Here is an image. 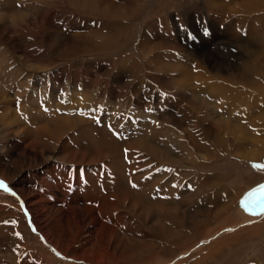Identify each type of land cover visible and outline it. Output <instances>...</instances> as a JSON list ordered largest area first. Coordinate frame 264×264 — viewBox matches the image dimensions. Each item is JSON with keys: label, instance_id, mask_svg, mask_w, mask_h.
I'll return each instance as SVG.
<instances>
[{"label": "rangeland", "instance_id": "374dc122", "mask_svg": "<svg viewBox=\"0 0 264 264\" xmlns=\"http://www.w3.org/2000/svg\"><path fill=\"white\" fill-rule=\"evenodd\" d=\"M80 1L81 0H68V2L62 0H38L37 4H40L33 5L34 7L29 8L28 12L25 13L27 15L23 16L25 18L21 17L19 20V22L24 20L23 25H25L26 28L24 26L19 27L17 26V23L12 22V28L15 32L14 35L17 36L16 39L18 42H14L15 44L13 43V46L10 44L11 47H9L8 54L13 53L14 55H17V52L14 51V45L23 44V48L20 49H26L25 51L28 54V58L32 62L36 63L37 66L42 67V70L38 74L41 76L39 80L43 83V87L46 86L48 88L47 90L44 89V92L41 90L43 87L38 88L39 91L37 90L36 96L39 97V99L37 98V101L43 97V93L53 89L54 91H57V93L65 92L69 93L71 96H80L78 98L79 102L77 103L79 107H84L83 102L85 101L84 104L87 102V105L98 109L102 107L101 109H104V111L108 114H114L117 115V117L123 118L120 120V127H116L113 123L108 124L112 127V132L110 131V134L113 137H108L107 133L103 131L101 126L95 127V130L99 131L100 137L104 138L106 133L105 140L108 141V138H110V140L114 143L113 150H119L120 147L122 148L119 150L120 159H118V164L119 167L127 173L124 181L120 182V187L111 186L113 189L109 190L110 187L108 188L106 187V184H104L106 187L104 199H107L109 195L111 196V194L115 193H119L118 197H122L123 193H127L126 195L129 194L128 196H125V200L127 202L125 201L123 204L122 209L124 211L120 215V217H122L120 222L123 223V225L120 224V227L114 232L115 236L113 235L110 242H114V238H118L117 241L120 242V246L127 244L128 248L132 249L131 247L136 241L139 244L146 239V236L152 235L150 229L148 228L154 223L152 222L153 220H159V218L163 228L171 226L180 227L181 225L182 228H185L184 231L181 229L182 233L178 234L179 236L175 235L172 237L163 232L164 234L160 236L159 240L155 238L154 241L157 244L154 248L151 247V249H145L144 252L133 249V259L128 261L120 259L121 262L118 260L117 264H196V262L199 264H264V213L257 214L250 223L243 222L239 224L246 215H254L259 212L262 207H264V130H257L253 121L250 119L249 121L248 119H243L242 121L237 120V122L240 121V125H237L238 128H235L233 134L231 131L232 129H230V124L226 122V114H224L222 111L223 109L218 106V104L221 103V100L217 98V102L214 103L216 108H218L216 109L215 105H211L206 100L207 97H212V94L210 92L207 94V91H198L200 89L199 86L201 85V78L199 79L198 77H200L199 74L202 73H196L197 71L195 68L199 58L198 51H201L200 49L202 47L209 50V52L213 50L211 53L215 54V58L218 60L227 59L228 55L232 54V57L229 56L227 61L232 63L234 62V65L237 66V68H240V72H238V77L235 76V72L233 73L230 71L229 74H231L227 77H225L226 74L220 72L221 75H225L224 77L227 78L225 79L226 88L231 93H228L221 88L217 93L225 95L220 96H222L221 98H229L230 103H234L239 106L234 109V117H236V115L241 111L242 112L240 114L247 115V112H245L248 106L247 96L249 95L247 93L250 90L255 89L259 91L261 102L262 99H264V77L261 74V72H263L261 71L263 69L261 60H264V0H88V2L85 3ZM68 3L69 5H67ZM247 3L254 5V8L248 7ZM41 4H44L42 5L43 8ZM216 5L217 7H215ZM67 7H69L70 10ZM233 8L237 10L239 9V11H236ZM230 14L232 16H230ZM28 16L30 18H28ZM38 16L45 17L46 21L44 23L34 21L33 25H31L30 21L36 19ZM50 16L51 19H49ZM53 18L57 20L55 21ZM78 19L80 21H78ZM15 21L18 22L17 18H15ZM47 21H52V27H50V30L48 29L49 26L46 24ZM240 21L243 22L240 23ZM250 23L253 24L250 25ZM76 26H78L76 28L77 30L74 29ZM237 26L240 27L237 28ZM78 28L79 30L82 29V31L78 32ZM145 31L146 33L148 32V35ZM81 32L82 34H79ZM83 32H85V34L89 37H86ZM174 42L175 44H173ZM26 43H28V45ZM149 46L153 49L149 50ZM12 47L13 50L11 49ZM164 47H166V49ZM229 47H231V49ZM215 49L217 53L214 52ZM223 50L224 53H221ZM0 52H2L1 46ZM218 52L220 53L218 54ZM154 53L156 55L158 53V55L156 56ZM252 53L258 54V65L256 68L250 67L251 65L248 62L250 61ZM3 56L5 57L4 54ZM154 56L155 58L158 57V60L155 59ZM186 61L190 63L189 67L188 64H183L187 63ZM244 62L250 66H247ZM158 64L159 66L157 67L156 65ZM243 66L246 67V69ZM159 67L162 70L165 69V71H162ZM183 67L190 70L188 73L189 77L194 78H192L193 81L191 80V86L194 89L191 87V90L190 88L187 90L180 85L181 80H177L178 77H180V79L183 77ZM248 67L249 69L247 70ZM173 69L174 71H172ZM176 69L178 71H175ZM166 70H169V72ZM205 71L208 73L210 72L209 74L217 78V76L213 74L214 72L208 70V68H205ZM193 74H198L199 76ZM246 74L248 76H246ZM257 74L258 76L255 77ZM194 76H196L199 80H196ZM175 79L179 82H175ZM168 80H171V85H169ZM236 80L238 81L236 82ZM172 81H174V83H172ZM68 82H79L80 84L75 85L73 87L74 89H71V87L68 86ZM131 82L132 84H130ZM142 82L145 83L146 86H144ZM174 84L175 86L179 85L175 87L173 86ZM242 84L244 86H242ZM139 86H144V89L142 87L139 88ZM27 87L29 88V86ZM136 87H138V89H136ZM178 87L180 89H178ZM33 88L37 87L32 86L29 89L32 90ZM196 88L199 89L197 90ZM181 89L183 90L179 91ZM14 90L15 87H11L10 92L12 91L11 93L13 94ZM180 92H183V95ZM83 94L85 96H82ZM184 95H187L189 100L192 99L193 102L192 100H190V102L187 96ZM180 96H184V98H181ZM242 96L245 97L242 98ZM12 97L14 98L15 95H12ZM184 99L186 101H184ZM245 99L247 100L246 102H244ZM27 105L29 107V104ZM10 106L15 112L17 108L13 105ZM202 106H205L206 108ZM249 106L253 107L254 104H250ZM39 107L42 108L44 106L41 105ZM202 108H204V110ZM253 108L254 110L256 109L255 106ZM184 109H186V111H184ZM187 111L189 114L186 113ZM259 113H261V110ZM198 114L202 115V118L197 116ZM94 115H98V112ZM218 116L219 118H223V116H225V119L223 118L221 121ZM160 118L166 119L167 123L163 120L161 121ZM143 120H145L146 123L162 125V127L168 131L171 130L169 135L176 136L177 139L179 137L180 142L184 143L189 139L191 142L195 143L196 151L202 155L201 164L203 166L201 165L198 173L190 163H186L187 165L185 167L183 166L179 169L175 166H167V169L170 171H166L163 167H160V164H158L159 159L157 154L144 150H135L134 153L137 155L135 157L136 164L142 166L145 165L144 168H142L143 172L142 170H139V172L135 171L136 174H140L141 177L140 175H138L140 178L136 176L134 174V167L129 169L128 159L122 152L125 150V147L127 148V146L131 144L129 138H131L134 143L135 138L139 139L141 137H139L138 134H142V132L137 134L128 133L129 131L134 130L131 127V122L138 124L143 122ZM206 121L208 124H206ZM219 123L222 127H219ZM143 127L144 126H141V128ZM247 127H250V129ZM192 128H195L194 135L191 131ZM100 130H102L103 133ZM215 130L218 134L217 137L212 140L213 135H211V131L212 133H215ZM246 130L249 131L251 135L249 132H246ZM147 131V129L143 130V132ZM149 131L151 132V130ZM182 131H185V133ZM150 132H148V136ZM189 132L192 134L191 136L187 135ZM221 134L222 139L219 137ZM244 136L247 137V139ZM90 137L91 135H89V138ZM113 138H116L118 142L114 141L116 139ZM233 138L235 140H233ZM222 140H224V142ZM207 151L209 153H207ZM147 154L151 156L148 157ZM121 155L124 156L122 157ZM140 156H142L143 159L140 158ZM107 159H109V157ZM139 159L142 161H138ZM155 163H157L158 166L155 165ZM149 164L154 166H148ZM17 165L19 166V164H16V166ZM129 173H133L132 176H134H131L132 179L130 178ZM154 174L156 177H154ZM196 174H198V176ZM171 175L174 177L173 185H185L187 186V191L185 193L174 194L178 199L177 203L176 201L172 202L175 205L172 203L163 204L166 209L170 210L169 212L164 210V207L160 210L158 208L159 206L153 202V199H162V194L167 191L160 183V180L171 179ZM196 176L197 181H195ZM82 181L83 183L85 182V175H82ZM20 183L23 182L20 181ZM5 184L12 189H16L9 179L5 182ZM145 184L147 186H145ZM141 186L144 189H142ZM117 188H119V191L123 192H119ZM148 190L156 195L152 196ZM254 191L256 193L259 191L261 196L259 197V195L256 194V196H252ZM251 192L252 194L250 196ZM159 193L161 194L160 196H158ZM145 196L146 198H143ZM255 197L257 203L251 201ZM128 198H131L132 200H129ZM228 200H232V203L228 202ZM247 201H250V203H247ZM130 202H132V204ZM226 202L227 204L229 203L227 205L229 207L225 206ZM133 203H136L137 206L131 208ZM16 204L18 205L20 211L18 209L16 210V207L13 208ZM143 209L144 211L148 209L149 212H146V214L143 212ZM197 211H199L198 217L199 221H201L200 225H198L200 227L196 229V231L201 235L197 238L200 250H189L188 247L177 249L175 244L180 241V239L177 240L180 235H184V242L186 240L188 244H190L192 239L195 240V236L198 233L195 232V230L187 228L185 224L188 226L192 221V217H197ZM218 211L219 214L217 213ZM263 211L264 209L261 212ZM139 212L140 215H138ZM167 213H169L168 217L166 215ZM182 213L183 224L179 219L172 220L170 218L174 214L181 216ZM144 214H146L145 217ZM210 214L215 217H213L214 220L212 222H209L210 220L207 219ZM136 218L139 220H134ZM143 220L146 221L144 222ZM106 221L109 223L108 220H105V222ZM236 224L238 225L236 226ZM128 225H130L131 228L128 227ZM232 225L234 226L232 227ZM228 226L229 228H232L229 229ZM227 228L229 230H225ZM48 233L49 235L52 233L50 228H48ZM37 235L38 234L34 232L30 222L28 221L27 214L22 209L18 197L14 193L7 192L0 188V264H65L64 260L59 258L52 250L51 251L54 255H51L50 253L49 255L47 253L49 252V247L41 240L40 236ZM184 242L180 241L179 243L183 245ZM39 244L46 246L48 249H44V251H42V249L38 250L36 245L39 246ZM210 252L212 253L208 255ZM105 260H101V262H98L97 264H114L109 256ZM69 262L73 263V261Z\"/></svg>", "mask_w": 264, "mask_h": 264}, {"label": "bare ground", "instance_id": "6f19581e", "mask_svg": "<svg viewBox=\"0 0 264 264\" xmlns=\"http://www.w3.org/2000/svg\"><path fill=\"white\" fill-rule=\"evenodd\" d=\"M40 1H42V0H40ZM44 1H46V0H44ZM62 1L68 2V0H62ZM81 1L83 3L88 2V0H81ZM238 2H241V1H238ZM238 2H237V4H238ZM37 3H38V0H0V46L2 47V52H0V180H3L4 182H6L9 179L10 182L16 187V189H12L11 187L7 186L8 187L7 192L14 193L18 197V199L20 201V205H21L22 209L24 210V212L27 214L28 221L30 222L34 232L37 233L40 236L41 240L49 247V249H48L46 246H44V245L42 246L41 244H39V246L36 245V248H38V250L42 249V251H44V249L45 250L48 249L49 252H47V251L46 252L48 254L50 253L51 255H54L52 253V251L55 252V254L59 258L64 260L65 264H97L98 262H101V260H105L108 256L112 259L114 264H117L118 260H119V262H121L120 259L128 261L130 259H133V257H134L133 249H137L140 252H144L145 249L148 250L149 248L151 249V247L154 248L157 244L154 241L155 238L159 240L160 236H162L164 234L163 232H165L166 234L173 237L175 235L182 233L181 229L184 231L185 228L184 227L182 228V225L178 224V223H176V224L181 225L180 227H172L171 226V227L163 228V226L161 224V220L159 218V220H157V219H155V221L153 220L152 222H154V223L152 225L150 224L151 226L149 225L150 227L148 229H150L152 235L146 236V239H144L139 244L136 241L135 244H133V246L131 247L132 249L128 248L127 244L124 245L125 247L123 245L120 246V242L117 241L118 238H116V239L114 238L115 241L110 242L111 239L113 238V235L115 236L114 232L117 231V228L120 227V224L123 225V223L120 222L121 221L120 219L122 218V217H120V215L124 211L122 208H123V204L126 201L125 196H128L129 194L126 195L127 194L126 191H125L126 194L123 193L122 197H118L119 193L111 194V196L108 194L109 197L107 199L106 198L104 199V196H105L104 192L106 190L105 188L106 187L111 188V186H113V187L119 186L120 187V182L124 181L126 174H127L124 170H122L119 167V164H118V159H120V153H119L120 151L119 150L121 147L119 148V150H113L114 143L110 140V138H108V141H106L105 138H106V133H107L108 137H113L110 134L108 124L113 123L116 127H120L121 126L120 120L122 117H117V115H114V114H108L106 111H104V109H101L102 107H100V109H98L96 107H92L90 105H87L88 104L87 102H86L87 104L86 103L84 104V102H85L84 100H83L84 101L83 102L84 107H79L77 103L79 102L78 98L80 96H78V97L77 96H71V95H69V93H65V92L57 93V91H54L53 89H51L50 91H47L48 93L47 92L43 93L44 95L40 100H38V101L36 100L37 98L39 99V97L36 96L38 88L43 87V83H41L39 80L41 78V76L38 75L39 72L42 70V67L37 66L36 63L32 62L28 58V54L25 51L26 49L25 50L20 49V48H23V44L14 45L15 46L14 51L17 52V55H14L13 53L8 54V52H9V47H11L10 44H12V46H13L14 42H18L16 39L17 36L14 35L15 32L12 28V22L17 23V26H19V27H22V26L25 27V25H23L24 20L22 22H19V20L21 19V17L26 16L27 14H25V13L28 12L29 8L34 7L33 5H36ZM39 4H37V5H39ZM42 5H44V4H41V6ZM67 5H69V3ZM72 5H73V2H72ZM233 6H234V4H233ZM247 6L254 8V5H251L248 3H247ZM247 6H246V8H247ZM215 7H217V5ZM42 8H43V6H42ZM67 8L70 10L69 7H67ZM71 9H73V8H71ZM233 9H235V8H233ZM235 10L239 11V9L238 10L235 9ZM40 12H41V10H40ZM242 13H244V12H242ZM29 16H31V15H29ZM29 16H28V18H30ZM51 16L49 19H51ZM230 16H232V15L230 14ZM15 18H17L18 22L15 21ZM23 18H25V17H23ZM231 18H233V17H231ZM53 19H55V18H53ZM56 20L57 19H55V21ZM203 20H205V19H203ZM25 21H26V19H25ZM34 21L44 23L46 20H45V17H39L38 16L36 19L30 21L31 25H33ZM78 21H80V20L78 19ZM66 22H67V20H66ZM241 22H243V21H240V23ZM46 24L49 26L48 29L50 30L51 29L50 27H52V21H47ZM72 24H74V23H72ZM252 24L250 23V25H252ZM27 27H29V26H27ZM77 27L78 26L74 27V29H76ZM238 27H240V26H237V28ZM80 28H82V27H80ZM83 28H84V26H83ZM15 30H16V28H15ZM78 30H79V28H78ZM252 30H253V28H252ZM80 31H82V29L79 30L78 32H80ZM146 31H145V33H146ZM240 31H242V30H240ZM237 32H238V30H237ZM83 33L85 34V32H83ZM240 33H242V32H240ZM26 34H28V33H26ZM76 34H78V33H76ZM79 34H82V32ZM87 36L88 35H86V37ZM159 37H162V36H159ZM147 38H148V36H147ZM141 39H143V38H141ZM258 40H260V39H258ZM28 42H30V41H28ZM147 42H148V40H147ZM164 42H166V41H164ZM169 43H170V41H169ZM26 44L28 45V43H26ZM173 44H175V42ZM263 44H264V42H263ZM150 45H152V44H150ZM169 46H171V45H169ZM147 48H148V46H147ZM147 48H146V50H147ZM149 48H150V46H149ZM164 48L166 49V47H164ZM219 48H220V46H219ZM229 48L231 49V47H229ZM250 48H252V47H250ZM11 49L13 50V47ZM152 49L150 48L149 50H152ZM12 50H11V52H12ZM157 50H159V49H157ZM200 50L201 51H198V53H199L198 57L199 58H198V63H196L195 68L197 71L196 73H198V72L202 73V74L198 73L200 75V77H198V78L199 79L201 78V80H200V83H201L200 86L201 87L199 86L200 89L199 88H196V89L197 90L199 89L198 91L202 90V92L207 91V94H208V92H210L212 94L213 98L212 97L208 98L206 96L207 97L206 100L211 105L213 104V106L215 105L214 103L217 102V98H219L221 100L220 101L221 103H219V104L217 103V104H218V106H220L223 109V110L221 109L223 111V113L226 114L225 115L226 116V122L228 124H230V126H231L230 129H232L231 131L233 132V134H234L235 128H238L237 125H240L239 124L240 121L237 122V120L242 121L243 119L244 120L248 119V121L250 119L251 121H253L255 128L257 130H259V131L264 130V99L261 98L262 101L260 102L259 91L255 90V89L254 90L249 89L250 91L248 90L249 92L247 94L249 96L246 95L248 98V106L245 110V112H247V115L240 114L242 111L241 112L238 111L240 113H238L236 115V117H234V115H233L234 109L236 107H239V106L237 104L230 103L229 98H227V99L221 98L222 96H220V95H223V94L217 93L220 90V88L224 91H227L228 93H231L226 88L225 79H227V78H225V77H227L231 74V73L229 74L230 71L233 73L235 72V76H237V77H238V72H240V68H237V66L234 65V62L232 63V62L227 61L229 56H231L232 54L228 55L227 59L222 58L224 60H218L217 58H215L216 57L215 54L211 53L213 50L211 52H209V50H206V48H203V47ZM202 50H204V51H202ZM214 52L217 53L216 49ZM219 53L220 52H218V54ZM221 53H224V50ZM3 54L5 55V57L3 56ZM143 54H144V52H143ZM157 55H158V53H157ZM257 55L258 54L252 53V55L250 57V61H248L251 66L247 65L246 62H244V63H246L247 66L256 68V66L258 65V56ZM263 55H264V50H263ZM154 58H155V56H154ZM233 58H234V55H233ZM155 59L158 60V57H156ZM178 63H179V61H178ZM183 64H188V67L190 66V63H188V62L183 63ZM261 64H262V68H263L261 70V71H263V72H261V74L264 77V60H261ZM176 65H178V64H176ZM156 66L158 67L159 64ZM205 68L206 69L208 68V70L214 72L213 74L215 76H217V78L213 77V75L209 74L210 72L209 73L206 72L207 70L205 71ZM244 68L246 69V67H244ZM166 69H168V68H166ZM248 69H249V67L247 68V70ZM251 70H255V69H251ZM162 71H165V69H163ZM172 71H174V69ZM175 71H178V70L176 69ZM188 71H190V70L183 67V69H182L183 77L181 79H180V77H178L179 79L177 78V80H179V81L181 80L180 85L182 87L186 88L187 90L190 88V90H191V87H192L191 86V80L193 77L192 78L189 77ZM167 72H169V70ZM220 72H222L223 74H226V76L224 75L225 76L224 77L223 75L220 74ZM242 72H243V70H242ZM247 72H249V71H247ZM176 73H178V72H176ZM176 73H174V74H176ZM179 73L182 74L181 72H179ZM198 74H193V75L199 76ZM241 75H242V73H241ZM244 75H245V73H244ZM196 76H194V77L197 80L198 78ZM246 76H248V75L246 74ZM256 76H258V74L255 75V77ZM170 77H173V76H170ZM63 78H65V77H63ZM222 78H224V79H222ZM241 78H243V77H241ZM79 79H81V78H79ZM172 79H174V78H172ZM260 79H261V77H260ZM25 80H26V82H25ZM177 80L175 79V82L178 83L179 81H177ZM63 81H64V79H63ZM164 81H165V79H164ZM168 81H169L168 82L169 85H171L170 84L171 80H168ZM231 81H232V79H231ZM237 81L238 80H236V82ZM79 82H71V83L68 82V84H69L68 86L71 87V89H74L73 87L75 85L80 84ZM254 82H256V81H254ZM168 83H167V85H168ZM172 83H174V81H172ZM244 83H246V82H244ZM44 84H45V81H44ZM130 84H132V82ZM143 84H144V86H146L145 83H143ZM27 86H29V88H31L32 86H36L37 88H33L31 90ZM127 86H128V84H127ZM173 86H175V84ZM177 86H175V87H177ZM193 86H194V84H193ZM242 86H244V85L242 84ZM11 87L12 88L15 87L13 94L11 93L12 91L10 92ZM141 87L139 86V88H141ZM47 88L48 87L44 86L43 89H41V90H43L42 92H44V89L47 90ZM261 88H262V86H261ZM136 89H138V87H136ZM178 89H180V88L178 87ZM178 89H177V92H178ZM183 89H181L179 91H182ZM198 91H196V92H198ZM261 91H260V93H261ZM242 92H243V90H242ZM241 94H244V93H241ZM12 95H15V97L13 98ZM178 95H179V93H178ZM190 95H191V93H190ZM202 95H204V94L202 93ZM227 95H229V94H227ZM82 96H85V95L83 94ZM184 96H187V95H184ZM184 96H182V97L184 98ZM223 96H225V95H223ZM76 97H77V99H76ZM204 97H205V95H204ZM244 97L242 96V98H244ZM187 98H188V96H187ZM198 98H200V97H198ZM201 98H203V97H201ZM185 99H184V101L187 100V99L186 100ZM188 100H189V98H188ZM190 100H192V99H190ZM246 101L247 100L245 99L244 102H246ZM192 102H193V100H192ZM233 102H235V101H233ZM27 104H29V107ZM210 104H209V106H210ZM250 104L251 105L254 104L256 109L254 110V108H253L254 106L250 107L249 106ZM10 105H13L14 107L17 108L15 110V112L13 111V109L11 108ZM41 105L44 107L40 108L39 106H41ZM205 106H202V107H205ZM198 107H196V108H198ZM43 108H45V109H43ZM215 108H216V105H215ZM202 109L204 110V108H202ZM216 109H218V108H216ZM260 110H261V113H259ZM184 111H186V109H184ZM195 111H196V109H195ZM214 111H216V110H214ZM97 112H98V115H94V114H97ZM186 113H188V111ZM211 113H212V111H211ZM193 114H194V112H193ZM215 115H216V113H215ZM197 116L201 117L202 115L198 114ZM225 116H223V118ZM218 118H219V116H218ZM223 118L220 117L219 119L222 121ZM160 119H161V121L163 120L164 122L167 123L166 119H164V118H160ZM213 122H215V121H213ZM196 124H197V122H196ZM206 124H208V122ZM158 125H155L154 123H146L145 120H143V122L138 123V124L131 122V127L134 130L129 131L128 133L137 134V133L142 132V134H140V135L138 134V136L139 137L141 136V137L139 139L135 138L134 143L132 142L131 138H129L130 139L129 141H131V144H129V146H127V148L125 147V150H123V152H122L124 155H126V157L128 159L129 169L134 167V174L136 176L140 175V174H136L135 171L139 172V170H142V168H144L145 165L142 166V165L136 164L135 157L137 155L134 153V151L135 150H141V151L144 150V151H149L151 153L153 152V153L157 154L159 162L157 160L156 161L158 162V164H160V167H163V169L166 171L169 170V169H167V166H175V167H177V169H179L183 166L185 167L188 163H190L194 167L196 172L198 173V171L200 170L201 165H202L201 164L202 155L196 151V144L191 142L189 139L186 140L184 143L180 142L178 136H177L178 137V139H177L176 136L169 135L171 130L168 131L167 129L163 128L162 125H159V126ZM98 126L99 127L101 126L103 131L106 132L104 135L105 136L104 138L100 137L98 130H95V127H98ZM141 126H144V127L141 128ZM187 126H188V124H187ZM220 126L221 125L219 123V127ZM251 126H252V124H251ZM239 127H241V126H239ZM243 127H246V126H243ZM247 128L250 129V127H247ZM97 129H99V128H97ZM125 129H127V128H125ZM146 129L148 131L143 132V130H146ZM129 130H130V128H129ZM149 130H151V132ZM182 130H184V129H182ZM100 131H102V130H100ZM103 131H102V133H103ZM191 131L194 135L195 128H192ZM212 131H214V130H212ZM212 131H211V135H213V138H212V140H213L215 137H217L218 132H216V130H215V133H212ZM240 131H241V129H240ZM148 132H150L149 136H148ZM182 132L185 133V131H182ZM246 132H249V131L246 130ZM180 134H182V133H180ZM241 134H242V132H241ZM241 134H239V135L242 136L243 134L242 135ZM37 135H39V136H37ZM89 135H91V137H90L91 140L89 138ZM187 135L191 136L192 134L189 132V133H187ZM225 135H226V133H225ZM250 135H251V133H250ZM221 136H222V134L219 137L221 138ZM244 137H243V139H244ZM234 138H233V140H235ZM239 138H241V137H239ZM245 138L247 139V137H245ZM113 139H116V138H113ZM237 139H238V137H237ZM28 140H29V142H28ZM88 140H90V141H88ZM114 141L118 142L117 139ZM222 141L224 142V140H222ZM248 141H249V139H248ZM235 144H236V142H235ZM108 145H110V146H108ZM149 152H148V154H149ZM207 153H209V152L207 151ZM149 156H151V155H148V157ZM108 157H109V159H107ZM140 158H142V156H140ZM144 160H145V158H144ZM138 161H142V160L139 159ZM152 161H154V160H152ZM16 164H19V166L18 165L16 166ZM143 164H144V162H143ZM152 164H149L148 166H151ZM158 164L155 163V165H157V166H158ZM152 166H154V165H152ZM103 170H104V173H103ZM142 172H143V170H142ZM132 174L129 173L130 178H131ZM176 174H177V172H176ZM82 175H85V182L84 183L82 181ZM196 175L198 176V174H196ZM197 176L195 177L196 178L195 181H197ZM140 177H141V175H140ZM154 177H156V175ZM4 179H6V180H4ZM157 180H159V179H157ZM20 181L23 183H20ZM173 181H174V177H172V175H171V179L160 180V183L162 184V186L167 191L166 193L162 194L163 200L162 199L161 200H159V199L154 200L153 199V202H155L159 206V207L158 206L157 207L160 210L162 209V207H164V210H167L170 212V210L166 209L163 204H169V203H172L175 201L177 203L178 199H177V197H175L174 194L185 193L187 191V186H185V185L181 186L180 184L173 185ZM134 183H136V182H134ZM104 184H106V187ZM152 184H155V183H152ZM145 186H147V185L145 184ZM113 187L111 189L109 188V190H112ZM130 187H131V185H130ZM141 188H142V186H141ZM117 189L119 191V188H117ZM142 189H144V188H142ZM148 191L150 192V190H148ZM115 192H117V191H115ZM119 192H121V191H119ZM146 193H147V191H146ZM150 194L152 196L156 195V194H153V192L152 193L150 192ZM160 195L161 194L159 193L158 196H160ZM237 196H238V194H237ZM143 198H146V196ZM257 198H258V196H257ZM231 201L228 200V202H231ZM260 202H262V201H260ZM130 203L132 204V202H130ZM225 204H226L225 206H227L229 203L227 204V202H226ZM173 205H175V204H173ZM135 206H137V204L133 203V206H131V208H134ZM14 207H16V210L17 209L19 210V207L17 204H16V206L14 205L13 208ZM227 207H229V206H227ZM221 209H222V207H221ZM263 209H264V207H262V209L259 212L255 211V212H257L256 214H254L252 212L254 215H246L244 217V219L242 221H240L239 224H241L243 222L244 223L252 222V220L256 217L257 214H259V213L263 214L264 213V211L261 212ZM147 210L144 211V209H143V212L144 213L149 212V210L148 211ZM174 211H175V209H174ZM226 211H228V210H226ZM150 212H152V211H150ZM198 212L199 211H197V213ZM217 213L219 214V211ZM146 214H144V217ZM168 214L169 213L166 214L167 217H168ZM220 214H221V212H220ZM138 215H140V212ZM196 215H197V217H195V218L192 217V221L190 219L191 223H189L188 226L185 224V226L187 228L195 230V232H197L196 229H198V227H200L198 225H200V222H201V221H199V217H198L199 213ZM135 217H137V216H135ZM213 217H214V215L212 216L211 214H210V216L207 217V219L210 220L209 222H212L214 220L215 217L214 218ZM170 218L172 220L179 219L180 222L183 224V213L181 214V216L174 214ZM218 218H219V216H218ZM126 219H129V218H126ZM137 219L138 218H136L134 220L137 221ZM140 219H141V217H140ZM105 220H108L109 223L107 221L105 222ZM122 222H123V219H122ZM124 224H126V223H124ZM138 224H140V223H138ZM234 225H232V227ZM237 225L238 224H236V226ZM128 227H130V225H128ZM48 228H50L52 230L51 235H49V233H48ZM228 228H229V226H228ZM228 228L225 230L231 229V228H229V229ZM199 236H201L200 233L196 234L195 240L192 239L190 244H188L186 242V240H185L186 243L184 242V235L182 234V235H180V237L177 240L180 239V241L184 242V244L181 245L179 243L180 241H178V242H176L175 247L177 249H179V248L183 249V248L188 247L189 250H200L199 249V242L197 241V238ZM210 236H211V234H210ZM133 238H134V236H133ZM213 241H214V239H213ZM169 244H170V242H169ZM134 247H136V248H134ZM154 252H156V251H154ZM154 252H152V253H154ZM211 253L212 252H210L208 255H210ZM141 255H139V256H141ZM69 261H73V263H71ZM105 261H107V260H105ZM50 262H52V261H50ZM196 264H199V263L196 262Z\"/></svg>", "mask_w": 264, "mask_h": 264}, {"label": "snow or ice", "instance_id": "6c2138e0", "mask_svg": "<svg viewBox=\"0 0 264 264\" xmlns=\"http://www.w3.org/2000/svg\"><path fill=\"white\" fill-rule=\"evenodd\" d=\"M0 188H3L5 191H8V187L7 185L5 184V182L3 181H0ZM19 235V234H18Z\"/></svg>", "mask_w": 264, "mask_h": 264}]
</instances>
